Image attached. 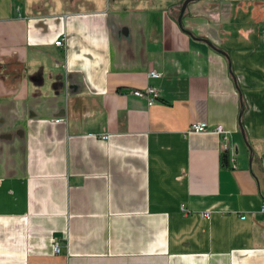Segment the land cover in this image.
<instances>
[{
    "label": "crops",
    "instance_id": "crops-1",
    "mask_svg": "<svg viewBox=\"0 0 264 264\" xmlns=\"http://www.w3.org/2000/svg\"><path fill=\"white\" fill-rule=\"evenodd\" d=\"M184 1L0 0V264H264V0Z\"/></svg>",
    "mask_w": 264,
    "mask_h": 264
},
{
    "label": "built area",
    "instance_id": "built-area-1",
    "mask_svg": "<svg viewBox=\"0 0 264 264\" xmlns=\"http://www.w3.org/2000/svg\"><path fill=\"white\" fill-rule=\"evenodd\" d=\"M65 37L58 38L55 41L56 45L62 46L64 44ZM149 76L151 77H161L163 76V72L157 71V70H151L149 72ZM134 94L143 97L147 100V103L149 106L154 105L159 100V89L155 85H148L145 89H135L133 91ZM204 131H213L219 135H223L224 139L227 140V131L224 128L223 125H210L209 123L205 121H198L193 124H191L188 128V132H204ZM105 138L108 137V135H104ZM223 152L228 153L230 156V161L232 163H235L237 159V150L235 147L230 146L226 141L223 144ZM184 208V205H183ZM261 212L264 213V195H263V202L261 206ZM204 216L210 217V211L203 212ZM246 215H242V218H245ZM54 250L55 252L60 251V244L59 242H55L54 244Z\"/></svg>",
    "mask_w": 264,
    "mask_h": 264
},
{
    "label": "water",
    "instance_id": "water-1",
    "mask_svg": "<svg viewBox=\"0 0 264 264\" xmlns=\"http://www.w3.org/2000/svg\"><path fill=\"white\" fill-rule=\"evenodd\" d=\"M191 1H194V0H185L183 3H182V7H181V13H183L185 10H186V8H187V6L189 5V3L191 2ZM178 21H179V24L180 25H183V23H182V14L179 16V18H178ZM186 30V29H185ZM189 34H192V32L191 31H189V30H186ZM193 35V34H192ZM211 45H213L211 42H209ZM227 55V54H226ZM228 56V55H227ZM241 127H242V131H243V133H244V135H245V128H244V126H243V123H241Z\"/></svg>",
    "mask_w": 264,
    "mask_h": 264
},
{
    "label": "trees",
    "instance_id": "trees-1",
    "mask_svg": "<svg viewBox=\"0 0 264 264\" xmlns=\"http://www.w3.org/2000/svg\"><path fill=\"white\" fill-rule=\"evenodd\" d=\"M223 159H224V163H225V165H228V164H229L228 153H225V154L223 155Z\"/></svg>",
    "mask_w": 264,
    "mask_h": 264
}]
</instances>
